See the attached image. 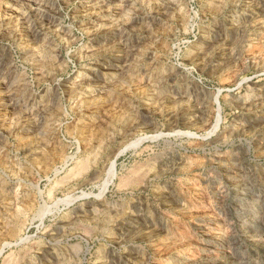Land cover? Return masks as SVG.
Instances as JSON below:
<instances>
[{
    "label": "rangeland",
    "instance_id": "1",
    "mask_svg": "<svg viewBox=\"0 0 264 264\" xmlns=\"http://www.w3.org/2000/svg\"><path fill=\"white\" fill-rule=\"evenodd\" d=\"M0 264H264V0H0Z\"/></svg>",
    "mask_w": 264,
    "mask_h": 264
},
{
    "label": "bare ground",
    "instance_id": "2",
    "mask_svg": "<svg viewBox=\"0 0 264 264\" xmlns=\"http://www.w3.org/2000/svg\"><path fill=\"white\" fill-rule=\"evenodd\" d=\"M216 127V126H215ZM109 172H111V170H109Z\"/></svg>",
    "mask_w": 264,
    "mask_h": 264
}]
</instances>
